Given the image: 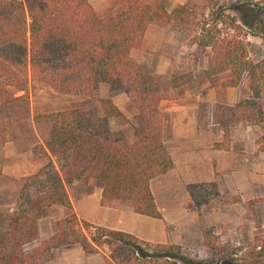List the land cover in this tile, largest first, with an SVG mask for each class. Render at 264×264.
Listing matches in <instances>:
<instances>
[{"label": "trees", "instance_id": "16d2710c", "mask_svg": "<svg viewBox=\"0 0 264 264\" xmlns=\"http://www.w3.org/2000/svg\"><path fill=\"white\" fill-rule=\"evenodd\" d=\"M106 2L107 7L98 13L88 0H0V92L5 86L25 90L30 81H38L59 94L81 93L97 100L103 83L110 91L125 93L137 111L132 141L111 130L108 119L121 113L110 98L100 99L102 116L79 107L34 116L36 123L47 125L44 153L48 161L22 179L44 176L43 186L35 195L24 193L22 186L15 206L0 208V264H43L51 249L74 243L87 255L106 249L115 264H237L224 256L217 259V251L205 259L195 258L176 244L145 242L127 232L79 220L65 185L93 178L102 184V206L118 208L129 201L134 212L162 219L150 181L172 169L173 163L161 137L159 103L169 90L193 81V75H171L167 92H162L156 76L130 64V51L139 48L150 25L190 27L193 42L210 49L208 78L229 71V85L235 86L243 73L247 75L248 98L214 107L218 128L227 133L238 123H263L264 57L256 62L249 59L247 36L264 40V6L239 4L240 20L225 10L209 12L198 26L189 2L172 10L162 2L150 6L146 0ZM46 167L51 169L45 172ZM187 190L197 208L218 193L214 183L190 184ZM48 205L63 206L67 215L57 221L52 237L30 247L37 238L41 209ZM202 237L206 248H216L211 228L204 229Z\"/></svg>", "mask_w": 264, "mask_h": 264}, {"label": "crops", "instance_id": "0c3cea01", "mask_svg": "<svg viewBox=\"0 0 264 264\" xmlns=\"http://www.w3.org/2000/svg\"><path fill=\"white\" fill-rule=\"evenodd\" d=\"M164 1L146 0L150 6ZM184 1L186 0H169L170 5L166 7L172 10ZM151 26L144 34L145 39H148L152 33ZM178 30L181 31L179 27L173 25L159 27V30L155 31L154 39L152 38L150 48H148L150 43H146L138 60L140 65L164 81L166 86L173 74L191 72L193 75V81L169 90L168 96L159 103L162 116L161 137L173 163L172 169L150 181L151 193L162 219L134 212L129 201L121 202L118 208L102 206V184L93 178L75 179L67 183L65 188L72 210L79 220L95 226L127 232L145 242L171 243L185 249L202 244L203 229L213 227L214 234H221L218 224L223 218L219 207L220 200H217V197L224 189H227L231 195L237 192L235 187L239 184L242 155H244L239 145L248 144L246 156L249 159L256 146L253 143L251 145L249 139L236 136L227 138L225 147L221 146L225 142L224 133L213 121L214 107L217 104L232 106L240 99L248 98L250 92H240L236 85L227 87L221 92H213L209 80L212 78L215 81L221 72L208 78L205 73L208 59L204 61L199 59L200 48L192 41V35H182L177 32ZM223 72L227 73L225 80H230L231 73ZM198 79L204 82L202 90L189 92L188 87L195 84ZM203 89L207 92H203ZM98 92L105 94V92L121 91H110L108 86L102 83L98 87ZM109 95L105 94L103 97L110 98L122 113L123 109L118 107L113 96ZM102 115L103 112L98 116ZM235 127L236 125L230 129ZM126 138L129 141L134 139L133 134H128ZM0 155L7 162L0 163V178L18 180L37 172L40 168L34 163V153L31 149L21 152L9 140L4 142ZM52 161L57 168L53 158ZM196 183H214L218 192L199 208L195 206L187 190L188 185ZM7 189L9 191L10 188L0 187L3 192ZM15 204L16 191L13 190L12 198L10 195L6 202L0 203V208H12ZM66 215L67 210L63 206H44L37 223V238L29 246H36L40 241L52 237L57 231V221ZM43 264L115 263L106 249L87 255L79 244L74 243L51 249Z\"/></svg>", "mask_w": 264, "mask_h": 264}, {"label": "rangeland", "instance_id": "374dc122", "mask_svg": "<svg viewBox=\"0 0 264 264\" xmlns=\"http://www.w3.org/2000/svg\"><path fill=\"white\" fill-rule=\"evenodd\" d=\"M13 1L22 2V0ZM88 1L98 13H101L107 7L106 0ZM186 2H189L194 9L196 15L193 23L198 26H200L204 19H207L209 12L225 10L240 20L239 12L236 9L239 4L248 3L251 7L259 9L264 6V0L184 1V3ZM163 3L165 6L170 5L169 0H165ZM202 13H204V17H202ZM156 26L152 25L150 27L152 33H150L148 39H145L143 35L139 48H134L130 51L129 61L131 65H140L138 60L143 49L142 47L146 43H150L148 45V48H150L152 38L156 35L155 31L159 30L160 27ZM179 28L181 31L178 30L177 32L180 34L187 36L191 34L193 37V31L190 27ZM247 39L250 41L248 47L249 59L256 62L264 57V40L258 36H247ZM198 54L199 59H203L204 61L206 58L208 59L210 49L200 48ZM226 74V72H221L215 81L212 78L209 80L213 92H221L227 87H231L229 86V80H225ZM157 79L160 90L167 92L168 86H166L164 81H161L159 78ZM203 85L204 82L198 79L187 90L189 92H198L202 90ZM236 86H238L240 92H249L246 73L242 74ZM203 92H207V90L203 89ZM105 94L112 95L116 105L123 109V112H120V116L109 119L111 129L122 132L125 137L128 134H133L134 116L137 112L135 105L125 97L126 94L123 92H105ZM105 94L98 92L97 100L84 96L81 93L76 95L59 94L53 91L47 84L38 81H30L25 90H14L9 86H5L0 92V150L4 142L8 140L12 144H15L21 152L31 149V151L35 152L33 157L34 163L38 164L41 168L48 161L43 147V142L47 135V125L36 123L34 116L39 113L77 107L91 109L98 116L103 112L100 99L107 98L106 96L103 97ZM231 136L249 139L251 145L252 143L255 144L256 150L251 154V159H249L246 156L248 154V146L246 145L248 144L239 145L244 155H242V172L239 177V184L235 187L237 192L231 195L227 189H224L217 197V200H220L219 203L221 205L219 207H221L223 218L218 224V230L221 231V234H214L213 227H208L212 229V234L217 238L214 242L216 248L213 249L209 246L207 249L202 242L198 246L183 249V252L191 257L205 259L212 252L216 253L217 251L220 252V255L216 256L217 259L220 256H224L225 258L232 259L237 264H264V122L258 124H236L235 129H229L227 133H224L225 142L221 144L222 147H225L227 138ZM0 163H7L2 156ZM48 169L51 168L46 167L45 172ZM22 178L18 180L0 178V187L7 186L10 188L6 192L0 190V203L6 202L10 195L12 198L13 190L16 191L17 202L19 190L22 186L24 193L26 192L29 195H35L42 189L43 182H40V180H44V176L29 180ZM252 181H254V184H252Z\"/></svg>", "mask_w": 264, "mask_h": 264}, {"label": "built area", "instance_id": "2783aa9c", "mask_svg": "<svg viewBox=\"0 0 264 264\" xmlns=\"http://www.w3.org/2000/svg\"><path fill=\"white\" fill-rule=\"evenodd\" d=\"M91 231H94V228H91Z\"/></svg>", "mask_w": 264, "mask_h": 264}]
</instances>
